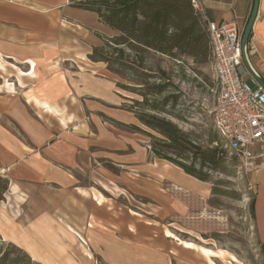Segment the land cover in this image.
I'll list each match as a JSON object with an SVG mask.
<instances>
[{"label": "crops", "instance_id": "0c3cea01", "mask_svg": "<svg viewBox=\"0 0 264 264\" xmlns=\"http://www.w3.org/2000/svg\"><path fill=\"white\" fill-rule=\"evenodd\" d=\"M198 1L205 22L235 21L241 30L253 6V0ZM88 12L95 15L70 0H0V166L15 194L45 188L27 199L36 229L80 236L88 230L94 244V231L154 228L184 211L174 188L205 193L207 183L156 157L146 136L126 127L137 124L125 109L126 95L104 73L105 64L88 57L95 38ZM247 52L264 79V0ZM258 164L246 180L255 236L264 244V157ZM16 242L34 252L41 245L24 232Z\"/></svg>", "mask_w": 264, "mask_h": 264}, {"label": "rangeland", "instance_id": "374dc122", "mask_svg": "<svg viewBox=\"0 0 264 264\" xmlns=\"http://www.w3.org/2000/svg\"><path fill=\"white\" fill-rule=\"evenodd\" d=\"M78 1L70 0L72 4ZM92 15L88 12V16ZM95 15L88 23L93 24V45H99L103 37H113L116 33ZM144 64L147 69L143 73L157 74L146 79L149 83L166 81L168 77L176 88L168 87L163 94L174 89L179 94L172 114L160 116L192 133L201 144L206 143L208 131L214 132L208 114L216 88L211 57L204 61L187 56L173 58L149 50L145 53ZM159 70L164 74L160 75ZM104 73L113 80L115 89L129 98L126 103H132L130 99H140L116 85L118 81L125 83V80L108 70ZM139 73L140 70L137 71ZM126 74L128 76L130 72ZM244 79L251 89L256 88L249 74ZM34 103L58 114L62 122L67 121L61 112L52 111V105L36 100ZM140 127L160 137L154 130ZM143 135L151 144L153 138ZM0 179H7L1 166ZM206 183L205 193L174 188L184 211H175L166 220L157 221L154 228L115 230L109 236L94 231L93 236L97 240L93 244L88 240V230H83L80 236L77 231L57 227L36 229L35 207L29 206L27 199L45 188L34 187L32 191L29 188L18 189L20 193L15 194L12 192L15 188L10 189L8 182L0 200V256L8 253L6 263L17 261L15 264H264V244L257 240L253 227L252 192L247 189L246 177L238 173L231 153H225L217 169L209 171ZM44 213L50 217L48 211ZM23 232L41 244L33 247L35 252L30 251L32 247L16 242L21 240Z\"/></svg>", "mask_w": 264, "mask_h": 264}, {"label": "trees", "instance_id": "16d2710c", "mask_svg": "<svg viewBox=\"0 0 264 264\" xmlns=\"http://www.w3.org/2000/svg\"><path fill=\"white\" fill-rule=\"evenodd\" d=\"M72 5L93 12L102 24L116 33L113 37H103L101 44L93 45L88 57L92 61L103 62L106 70L126 81H118V87L140 98L130 99L132 103L124 105L139 124L126 127L152 137L150 146L156 157L171 162L199 181H208L209 171L217 169L228 150L217 139L215 131H208L206 143L201 144L192 133L160 116L172 114L179 94L176 89L163 94L168 87L176 88L168 77L166 81L149 83L146 79L157 74L143 73L147 69L145 53L149 50L173 58L187 56L204 61L211 57L209 32L203 15L194 8L191 0H79ZM126 71L130 72L128 76ZM160 73L164 74L159 70ZM140 125L154 130L160 137H155ZM0 182L2 200L8 180L0 179ZM7 256L8 253L0 256V264L18 263H6Z\"/></svg>", "mask_w": 264, "mask_h": 264}, {"label": "built area", "instance_id": "2783aa9c", "mask_svg": "<svg viewBox=\"0 0 264 264\" xmlns=\"http://www.w3.org/2000/svg\"><path fill=\"white\" fill-rule=\"evenodd\" d=\"M199 11V1L191 0ZM211 68L216 88L208 114L213 129L229 153L238 173L246 177L264 157V89L246 83L241 53V33L235 21H207Z\"/></svg>", "mask_w": 264, "mask_h": 264}, {"label": "water", "instance_id": "95a60500", "mask_svg": "<svg viewBox=\"0 0 264 264\" xmlns=\"http://www.w3.org/2000/svg\"><path fill=\"white\" fill-rule=\"evenodd\" d=\"M257 8H258V0H253V6L250 16L241 33V53H242V62H243L244 70L246 71L247 74H249L253 78V80L257 84H259L264 89V79L261 76H259L257 72L253 69L247 52L249 35L251 32L254 19L256 17Z\"/></svg>", "mask_w": 264, "mask_h": 264}]
</instances>
